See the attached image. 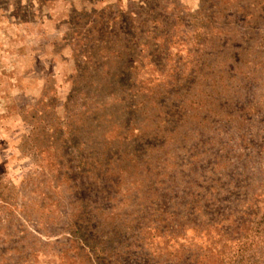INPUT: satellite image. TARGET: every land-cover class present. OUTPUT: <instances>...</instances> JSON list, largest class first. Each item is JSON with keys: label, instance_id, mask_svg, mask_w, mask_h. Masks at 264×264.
Returning <instances> with one entry per match:
<instances>
[{"label": "rangeland", "instance_id": "rangeland-1", "mask_svg": "<svg viewBox=\"0 0 264 264\" xmlns=\"http://www.w3.org/2000/svg\"><path fill=\"white\" fill-rule=\"evenodd\" d=\"M149 2L169 32L168 70L179 51L185 56L198 45L189 54L204 66L184 98L185 104L196 101L187 105L196 114L189 110V121L167 145L153 138L149 152L157 169L125 174L121 184L117 170L107 173L103 186L89 182V199L99 210L94 227L103 224L94 241L109 251L105 264H193L185 257L195 264H264V0ZM142 4L146 0H0V264H99L93 253L67 248L77 204L70 207V197L53 189L52 163L58 162L61 143L45 141L53 142L72 90L78 92L75 120H85L84 111L90 112L87 121L108 111L104 137L120 140V88L88 91L84 76L75 73L73 45L94 13L112 8L144 19ZM111 25L120 34V20ZM148 68L142 79L165 77ZM87 121L91 131L99 127ZM143 122L138 125L146 130ZM91 131L81 132L88 153L99 140ZM113 193L114 203L107 201ZM161 218L163 231L156 226ZM114 220L138 228L123 257L120 240L110 233Z\"/></svg>", "mask_w": 264, "mask_h": 264}, {"label": "trees", "instance_id": "trees-1", "mask_svg": "<svg viewBox=\"0 0 264 264\" xmlns=\"http://www.w3.org/2000/svg\"><path fill=\"white\" fill-rule=\"evenodd\" d=\"M141 8L146 16L144 19L141 17L140 19L131 18L130 16H134V14L131 15L129 12L116 14L112 8L99 13L93 12L94 18L90 22L88 30L80 32L73 45L76 75L84 76L86 82L99 80L98 84L89 81L86 85L85 82L84 86L88 91L93 90L92 92L99 95L102 90H97L98 88L103 87L110 90L114 87V91L120 88V129L122 130L120 140L118 137L111 139H107L106 135L104 137V129L107 124H102V122L107 123L106 120L110 115L108 111L103 115H95L93 121H87L86 116L90 112L84 111L80 117L84 114L85 120H75L72 107L75 93L78 92L72 90L63 108L65 118L58 123L53 132V142L45 141L50 143V146L51 143L56 145L58 140L61 143L59 146L60 156L56 159L58 162L51 165L55 167L57 173L54 177L56 185L53 189L56 191L60 189L70 197V207L74 206L75 202L77 204L74 206L75 213L68 224L70 235L67 248L87 253L89 257L93 253L99 264L107 262L105 254L109 251L104 248L103 243H99L100 247H98L94 241L99 226L101 227L103 224L100 222L94 227V223L99 219L97 216L99 210H94L93 204L96 205L97 202L92 197L89 199L88 194L92 187L89 182L103 186V183H107V181H103L107 177V173L111 172V175L114 176L113 172L120 171L121 184V177L125 183L123 180L125 174L137 177L140 168L143 171L153 170L154 166L156 169L158 168L159 164H155L153 158L150 157L149 146H152L150 143L158 139L159 143L165 146L169 140L180 134L178 127L182 125V122L184 123L185 119L189 121V110H193L187 106L188 102L193 105L197 104L193 100H188L185 104L187 98H184L190 92V88L196 85L204 66L193 57L194 55L191 57L189 54L199 49L198 45H195L194 48L189 49L190 52H187L185 56L179 51L176 61L168 70L169 57L172 52L167 41L169 32L164 27V16L155 12L156 6L149 0H146V4H142ZM163 10L165 9L163 8ZM116 20H120V34L119 27L111 25L112 21ZM122 24H125L127 29H121ZM202 30L203 27L196 28L199 33ZM159 38L164 41L158 43ZM117 45H120V52L115 50ZM188 63H192V67H188ZM117 67L120 69H116ZM147 67H149L147 72L152 68L165 77L154 78L153 73L145 75V79H142L141 73H144ZM94 87L96 88L94 89ZM81 94L85 98L84 100L88 99L89 94ZM106 96L109 98L108 95ZM183 100H185L184 103ZM83 108H86L85 105ZM194 113L196 114V111ZM141 120L144 121L143 124L146 123L144 125L147 126L146 130H143L140 123L138 125ZM86 121L93 122L99 127L95 128L93 132L91 131L92 126H85ZM79 122L83 124L81 128H79ZM150 126H152L151 129L148 128ZM86 131H91L92 134L98 132V147L94 152L88 153L91 149L86 147L87 141H84V135L81 133ZM153 138L157 139L153 140ZM30 139L37 140L35 137ZM33 154L39 160V151L36 150V153ZM118 159L120 162L117 161ZM109 167L111 170L106 172ZM83 180H86L88 184L84 185ZM108 182L111 181L108 180ZM116 186L117 180L114 183L115 188ZM81 192H83V196ZM109 199L107 201L114 203L118 200V194L113 193ZM122 200L123 197L120 202ZM21 208L24 209L25 206L22 204ZM108 209H113V207ZM161 224L164 226L166 219L161 218L156 225L158 230L163 231V229H159ZM109 228L113 238L116 241L120 240L122 249L120 257L126 256V253H129L134 245L131 243L134 237H130V235L135 234L138 237V228L136 225L135 227L130 226L124 221L119 225L115 220ZM239 230L240 226L236 230L240 242L244 238ZM182 260L183 258L179 262ZM185 260L195 264L193 259L185 257Z\"/></svg>", "mask_w": 264, "mask_h": 264}]
</instances>
